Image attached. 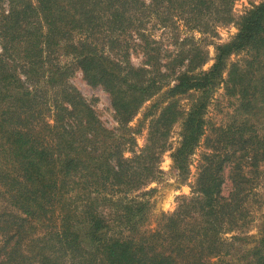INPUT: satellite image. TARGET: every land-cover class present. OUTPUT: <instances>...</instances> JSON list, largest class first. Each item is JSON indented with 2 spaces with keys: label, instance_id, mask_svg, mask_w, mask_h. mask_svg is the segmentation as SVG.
<instances>
[{
  "label": "trees",
  "instance_id": "trees-1",
  "mask_svg": "<svg viewBox=\"0 0 264 264\" xmlns=\"http://www.w3.org/2000/svg\"><path fill=\"white\" fill-rule=\"evenodd\" d=\"M3 1L0 264H234L233 256L240 264H264V224L247 249L240 250L249 237L242 231L223 236L247 214L243 165L264 161V134H254L248 118L224 127V145L201 154L189 194L154 226L147 225L146 191L131 194L157 178L166 149L186 179L218 86L236 98L242 115L264 111V1L237 16L235 0ZM151 17L173 30L172 50L152 38L145 27ZM224 24L235 31L213 44L203 70L202 39L180 38L176 27L212 36ZM137 50L142 60L134 65ZM239 52L248 57L227 61ZM74 69L107 93L113 129L68 83ZM184 95L191 97L185 110L178 104ZM174 124L178 139L168 148ZM143 125L145 141L134 152ZM226 166L231 189L223 195Z\"/></svg>",
  "mask_w": 264,
  "mask_h": 264
},
{
  "label": "rangeland",
  "instance_id": "rangeland-1",
  "mask_svg": "<svg viewBox=\"0 0 264 264\" xmlns=\"http://www.w3.org/2000/svg\"><path fill=\"white\" fill-rule=\"evenodd\" d=\"M260 1L264 0H235L232 5V14L234 16L239 15L241 12L249 8ZM0 4L5 7V1L0 0ZM147 30L151 33L152 38L159 41L164 50L169 51L174 48L172 44L173 30L171 28H164L159 24L155 23V20L151 17L147 20L146 26ZM178 37L182 38L184 36H190L194 40L202 39V48L206 52L207 59L206 62L201 66V69L205 70L212 63L213 56V44L217 42H224L234 33L235 28L231 24H224L216 26L213 35H202L199 32L186 30L181 25H177ZM248 56L244 52H239L238 54H231L228 58V62H233L236 59H246ZM142 57L140 52L137 50L132 52L130 56V61L134 65L140 64ZM60 63L68 61L67 57L60 56L58 58ZM68 83L71 84L78 94L91 106L94 110L97 118L99 119L102 126L107 129H113L115 120L113 118V111L110 107L109 97L107 93L99 86H90L83 79L80 70L74 69L67 79ZM191 100L190 95H184L178 97V104L182 109H187L189 102ZM149 103V101L144 102L143 106L140 108L138 113L133 117V119L127 124L132 127L136 124L137 120L140 119L141 113L144 107ZM236 98L233 96H227L223 94L222 86H218L210 100L207 104L204 118L206 120V131L204 139L201 140L199 145L194 150L190 157V164L188 167V174L186 179L182 180L178 175L177 170L172 166L169 158V150L163 151L158 159V169L160 173L154 181H150L140 190H136L131 194H140L142 191H146L145 194L141 195V198H146L148 200V227L155 225L161 213H168L175 207L177 197L180 195L189 194V184L192 183L196 168L200 164V156L205 151L213 150V148L221 147L224 145L221 136L223 135L222 130L224 127L228 126L230 123H237L236 121L241 120V117L248 118L249 123L253 124L254 134L262 137L264 134V111L255 110L256 112L252 115H242L236 108ZM145 127L142 126L140 131L135 135V146L132 150L136 152L140 147H142L145 141ZM210 128V129H209ZM178 124H174L169 132L167 139L168 148L176 144L178 139ZM235 147V146H234ZM130 152L125 151L124 156H130ZM260 150H258V156ZM244 176L248 178V183L246 189H244V207L246 209V217L244 223L240 225L239 229L223 234V236L228 237L238 231H242L248 235V239L244 241L241 245L240 250L247 249L253 246L255 239L259 236V232L263 227V216H264V161L258 160L254 165L244 164L242 169ZM224 182L222 185L221 192L226 195L231 189L229 181V168L226 166L224 171ZM6 206L3 197L0 198V208ZM239 255V254H238ZM241 257V256H239ZM225 259H230L228 256ZM214 259H211L213 261ZM234 264H240L236 261V256L231 258Z\"/></svg>",
  "mask_w": 264,
  "mask_h": 264
}]
</instances>
